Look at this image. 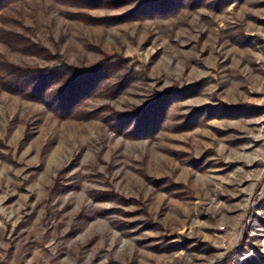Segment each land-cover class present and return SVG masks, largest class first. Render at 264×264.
Instances as JSON below:
<instances>
[{
    "label": "rangeland",
    "instance_id": "rangeland-1",
    "mask_svg": "<svg viewBox=\"0 0 264 264\" xmlns=\"http://www.w3.org/2000/svg\"><path fill=\"white\" fill-rule=\"evenodd\" d=\"M76 1L0 8V62L101 68L0 88V264H264V0Z\"/></svg>",
    "mask_w": 264,
    "mask_h": 264
},
{
    "label": "trees",
    "instance_id": "trees-1",
    "mask_svg": "<svg viewBox=\"0 0 264 264\" xmlns=\"http://www.w3.org/2000/svg\"><path fill=\"white\" fill-rule=\"evenodd\" d=\"M9 0H0L2 8ZM103 0H77V5L87 7L99 4ZM5 32H0V39ZM7 35V33H5ZM13 44L22 43V39L10 37ZM0 88L32 101L53 105L52 111L59 115L73 108L79 96L87 93L95 85L100 64L87 68H74L64 64L48 67H17L0 62ZM107 66H105L106 68ZM74 102V103H73ZM67 107V108H66Z\"/></svg>",
    "mask_w": 264,
    "mask_h": 264
}]
</instances>
